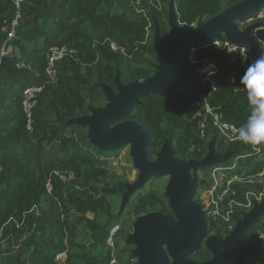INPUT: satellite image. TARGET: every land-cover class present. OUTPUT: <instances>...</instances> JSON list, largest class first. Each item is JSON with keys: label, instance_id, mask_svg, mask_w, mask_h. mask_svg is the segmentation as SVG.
I'll list each match as a JSON object with an SVG mask.
<instances>
[{"label": "trees", "instance_id": "16d2710c", "mask_svg": "<svg viewBox=\"0 0 264 264\" xmlns=\"http://www.w3.org/2000/svg\"><path fill=\"white\" fill-rule=\"evenodd\" d=\"M119 1L122 9L113 11L111 4L115 0H22L15 36L7 40L6 33L16 9L13 0H0V48L5 43L13 52L0 57L2 97L10 98L5 105H0V264L109 263L111 254L106 248V236L110 227L116 223L114 217L117 216L112 207L115 198H120L125 191L124 184L127 181L103 167L88 150L76 149L71 144L73 132L85 127L66 126L64 123L72 117L89 113L88 105H103L105 97L100 84L106 83L116 89L114 76L117 69L123 83L151 76L156 71L152 47L154 19L159 23L162 37L170 30L167 20L169 0H159L161 9L144 3V10L141 13L135 11L131 17L127 16L132 8L130 0ZM172 1L178 22L192 26L219 14L237 0ZM50 20L57 21V24L48 26ZM69 21H74L79 26L68 31L66 24ZM83 24L89 25L93 34L83 33L80 29ZM65 32V40L58 39L59 34ZM256 34L264 49V28H259ZM39 40L41 45L38 44ZM50 40L55 41L50 43ZM111 40L123 47L127 54L139 49L143 57H132L125 64L126 56L109 47L108 41ZM51 44L69 45L76 50V57L66 58L58 64L56 83L60 90L45 103L44 109L40 103L46 89L41 94L34 112L32 134L39 132L38 148L45 144L50 145L51 149V143L56 140L64 147L58 152L50 150L56 154L57 159L54 154L34 156L31 159L28 155L30 138L24 128L25 116L20 106L21 89H16V82L22 78L17 74L19 69L16 63L24 61L29 64L30 69L20 70L30 73L29 84L44 82L46 60L43 52ZM205 52H209L219 66V72L212 76L216 88L210 97L211 104L227 120L239 125L246 123L252 106L248 103L247 89L241 82V77L247 68L241 69L236 75V85L232 86L229 79L238 72L239 55L236 52H218L213 46L199 51L198 55ZM181 62L184 64V57ZM195 97V93L190 95L191 106L185 103L176 106L173 97L150 94L141 98L142 103L136 104L125 120H134L149 130L153 150H159L165 139H168L175 156L199 160L207 152L208 141L197 136L196 122L190 119L196 110ZM220 143L217 138L216 150ZM86 145L99 150L89 141ZM230 149L235 155L237 152H244L247 147L245 144L232 143ZM99 151L100 153L96 152L98 157L106 153ZM70 154L76 155L80 160L68 165L75 171L74 184L78 187L74 186L64 195L59 190L55 191L56 199L53 200L45 191L44 176L36 173L34 164L49 160V167L61 165L53 164V160L61 163L60 159H66ZM239 166L247 173H255L264 167V155L250 157L245 163L240 162ZM205 186L209 187V182ZM133 198L135 204L131 209L135 217L153 210L173 214L168 199L152 187L138 190ZM87 214L92 217L89 218ZM234 217L236 220L241 217L239 211ZM72 221L76 222L80 231L72 227ZM213 230L216 233L223 231L210 223L208 233ZM259 231L264 232V216L259 223L254 224L238 246L256 250ZM23 235L25 236L21 241ZM3 241L7 242L5 249L2 248ZM17 241L21 243L13 252ZM61 254H65V257L56 259ZM129 254L132 255L131 250ZM209 257L210 253L202 245L192 255V259L199 262ZM229 264H264V258L246 254L243 263H240L233 256Z\"/></svg>", "mask_w": 264, "mask_h": 264}, {"label": "water", "instance_id": "95a60500", "mask_svg": "<svg viewBox=\"0 0 264 264\" xmlns=\"http://www.w3.org/2000/svg\"><path fill=\"white\" fill-rule=\"evenodd\" d=\"M262 7L264 0H237L205 22L186 26L178 22L173 1L169 0L167 20L170 30L166 36H161L159 23L154 19L152 47L156 71L151 76L123 83L117 69L114 76L116 90L106 83L100 84L104 105H88L89 113L72 117L64 123L66 126L87 127L89 143L100 150L107 152L128 145L132 165L138 173L133 182L124 184L118 214L152 177L167 176L163 195L168 199L173 214L150 211L135 218L126 243L133 246L131 253L138 259L136 264H228L229 254L239 256L240 260L244 254L259 257L257 251L238 245L264 216V199L254 201L248 211H241V218L224 237L216 234L206 236L208 224L201 204L194 200L197 188L206 184L205 179L199 178L198 171L215 163H225L234 151H216V137H212L207 142L204 157L199 160L181 159L175 156L168 139L159 150H153L149 130L125 118L136 104L142 103L141 98L150 94L173 97L176 106L182 103L192 105L190 95L199 91L196 87L199 83L197 73L181 62L188 45L225 37L234 43L247 45L254 61L264 56L261 44L252 33L253 28L263 24L254 23L243 29H239L237 24ZM202 244L212 257L198 262L190 256L195 255Z\"/></svg>", "mask_w": 264, "mask_h": 264}, {"label": "built area", "instance_id": "2783aa9c", "mask_svg": "<svg viewBox=\"0 0 264 264\" xmlns=\"http://www.w3.org/2000/svg\"><path fill=\"white\" fill-rule=\"evenodd\" d=\"M21 1L22 0H13V5L16 10L14 12L13 18L10 20V24L6 33L7 40L15 36L16 27L19 23L18 20L21 16L19 11ZM144 3H146L147 6H152V8L161 9V3L159 0H130V5L132 7L131 9L136 11V13H141V11L144 10V8H142ZM254 23L263 24L262 26L253 28L252 30L253 36L259 41L256 31L259 28H264V7H262L254 15L237 21L239 29ZM108 43L109 47L113 51L127 55L125 49L121 46H118L116 42L111 40L108 41ZM209 46H213L218 52H236L239 55L238 72L232 75L229 79V82L232 86L236 85V75L239 74L241 69H246L249 65L254 64L256 61L252 60L247 45L234 43L225 37H222L221 39L214 38L209 41L200 42L199 44H191L187 46L183 62L188 66L189 69L197 73V80L199 83V91L195 93L196 97L194 105L196 106V110L190 116V119H193L196 122L195 131L197 136L200 139L206 140V138L210 135V138L208 139L209 141L215 136L214 134L217 133L220 139L219 143L223 140L227 144L239 143L241 145L245 144L247 147L244 152H237L235 155L232 154V157L225 163L216 164L212 173V178L210 177L209 187L206 188L205 186L208 182L203 185V193L206 195L200 204L202 206L208 227L210 223L214 225L220 224L224 230L228 232L229 230L233 229L236 223H234L232 220L235 207L234 201L231 199V197L234 195V193H236V184L241 180V177L245 172L244 170H241L239 164L241 161L245 163L250 157H260L261 155H264V151L257 153L255 151L256 146L244 142L239 135V130L242 126L227 120L223 113L217 110L216 107L211 104L210 97L216 88L212 76L219 72V66L216 61L209 56L208 53L198 55L199 51L204 50ZM8 54H13V52L11 51L10 47H7L4 43L0 48V57ZM262 54L264 55L263 48ZM44 56L46 60V65L44 68L45 81L38 84H28L23 86L21 89L20 106L25 116L24 128L28 134H32L34 132V112L39 105L41 94L45 90L47 84L57 81L59 73L58 64L66 58H75L76 50L66 44H51L45 50ZM211 66L214 68V72ZM16 67L21 70L30 69V66L24 61L17 62ZM220 146L221 143L219 148ZM230 160L232 163L227 165L226 163ZM263 174L264 167L261 169L258 175L260 176ZM51 175L59 182L66 183L75 178V171L72 168H64L62 170H53ZM260 184V189L251 197H248L249 192H246V196L243 192L241 193L243 196L241 201V206L243 209L245 206L251 208L254 201L260 202L264 199V182H261ZM44 187L46 193L49 196H53L55 198L53 181L51 177L47 179L45 178ZM121 225L122 224H120V222L114 223L110 227L106 236V248L110 250L111 254L108 264H122L120 263L121 260L124 261L123 264H136L138 261L137 257L130 255L129 252H115L116 239L122 233ZM257 240L259 241V244L263 245L264 247V232L259 231L257 233Z\"/></svg>", "mask_w": 264, "mask_h": 264}, {"label": "rangeland", "instance_id": "374dc122", "mask_svg": "<svg viewBox=\"0 0 264 264\" xmlns=\"http://www.w3.org/2000/svg\"><path fill=\"white\" fill-rule=\"evenodd\" d=\"M115 1L116 2H113L111 4V9L113 11H120L122 9V6H120L121 2L119 0H115ZM134 12L135 11L133 9H130V11L127 12V16L131 17ZM55 24H57V21H55V20H50L48 22V26H53ZM66 25H67L68 31H72L73 29H75L76 27L79 26V24H76L74 21H69V22H67ZM241 27H244V26H241ZM80 29L83 33H86L89 35L93 34V29L89 25H86V24L80 25ZM66 36H67L66 32L60 33L58 39L64 41ZM54 41L55 40H50V43H52ZM38 44L41 45V40L38 41ZM205 53H208L210 56L209 52H205ZM185 54L186 53L184 51L181 57H185ZM124 56H126L125 64H127V60H129L132 57H134L136 59H140L143 57L142 52L139 49H135L132 54H127ZM206 57L209 58L208 56H206ZM17 74L27 76L30 73L29 72L26 73L25 71L18 70ZM27 78H29L31 80V77L28 76ZM29 79H27V80H29ZM25 84H27L26 80L24 78H21L18 82H16V89L21 88ZM198 86L196 85L197 88H198ZM45 89H46L45 93H44V95L41 99V103H40L41 107L43 106V109H44L45 103H47L52 97H54V95L57 94L60 90V88H58V85L55 81L47 84ZM2 93H3V90L0 88V104L3 103V99H4L2 97ZM84 95L87 96V93L84 92ZM244 124L245 123L241 124V126H243ZM38 134H39V132H36L32 136H28L30 138V139H28V147H29L28 148V155L31 157V159L34 156H41V155H45V154L46 155H51V154L53 155L54 152H56V151L58 152V151L62 150V148L64 147L60 141L56 140V141H53V143H51L53 149H52V147L50 149V145H45V144L42 145L41 148H38L37 147V145H38L37 144ZM72 137H73V139H72L71 144H74L76 149H79L82 151L88 150L90 155H92L94 157V159L100 161L101 164L104 165L103 167L117 173V175L119 176L120 179H123V180L125 179V181H127V182H133L136 179L138 171L132 165V160H131V157L129 155L128 145L120 148L121 150L120 149L112 150L110 152L104 153L102 157H98L97 154L100 153V151H99L100 149L97 147L99 150H94L91 146L90 147L91 151H90L89 146L86 145L87 141H89L87 138V129L86 128L84 130L83 129H76L73 132ZM215 137H216V139L218 138V140H220L219 135L217 133L215 134ZM209 138H210V135L206 138V141H208ZM231 145L232 144H227L225 141L222 140L221 146L218 149V152L225 153L227 151H231V149H230ZM50 150H53L54 152L50 151ZM221 151H225V152H221ZM96 152H98V153H96ZM104 156H107V157H104ZM54 157L56 158V154H54ZM231 157H232V155L226 161H228ZM58 159H59V157H58ZM60 160H62V161H60L61 163H58L57 160H53L54 161L53 164H61V165H53V166L49 167L48 166L49 160H46V161H42L41 163L34 164V166H35L36 173L38 175H43L44 180H45V178L47 179V178L51 177V179L53 181L54 192L59 190L60 193L62 195H64L69 190H71L74 186L78 187L77 184L76 185L74 184L75 178L69 182L62 183V182H59L58 180L54 179L52 177L51 173L53 170H62L64 168H72L68 165H70V163L73 161L79 162L80 160L74 154H70V155H68V157L66 159H60ZM33 162L35 163V161H33ZM231 163H232V161L230 160L226 164L229 165ZM216 164H221V163H215V164L209 165V166L205 167L204 169L198 171L199 178L205 179L206 183L209 182L210 177L212 178V173L215 169ZM260 171L261 170L255 172V173H251V174L247 173V171H245L241 177V180L236 184L237 185V191L231 197V199L234 201V207H235V208L233 207L234 213H233V217H232V220L234 223L236 222V218L234 216H235V213L237 211H239V213H240L241 210L245 211V210L250 209V207H248V206L247 207L245 206L244 209L242 208L241 201L243 199V196L241 195V193L243 192L246 196V192H249L248 197H251V196H253L254 193H257V191L260 189V185H261L260 183L264 182V174L260 175V176L258 175ZM209 175H211V176L209 177ZM166 183H167V176L152 177V179L150 181H148L140 189H142V188L148 189V188L152 187V189L154 188V189L159 190L160 192L163 193ZM203 191H204V187H203V185H200L196 190L194 200L196 199L197 202L202 203V201L204 200L205 195H206L203 193ZM48 197L55 200V198L53 196L48 195ZM132 198H131L130 202L128 203V205L125 207L124 211L122 212L123 214L121 216H120V214H118V209H119V205L121 202V197L115 198V202H114L113 207H112L114 209V211H116L115 213L117 214V216L115 215L114 220H116V222H120V224H122L121 225L122 233L116 239L117 241H116L115 252L123 251L126 253V252H129L130 250H132V248H133V246L127 245V243H126L127 235L130 233L129 231L132 228V224H133L135 218L137 217V216L135 217L134 214L132 213L131 208L135 204V198H133V199ZM87 216L89 218L92 217L91 214H87ZM216 226H219L220 229H224L222 227V225H220V224H218ZM72 227H75L76 230L80 231V228L76 224L75 221H72ZM213 232H214V230L211 231V233H213ZM85 234H88V232H85ZM208 235H211V234H208ZM24 236L25 235H23L21 237V241L23 240ZM6 243H7L6 241L2 242V248L3 249H5ZM20 243H21L20 241H17V244L15 245L14 249H12L13 252H15L19 248ZM256 251H258L261 254V257L264 258V247H263V245L259 244ZM64 257H65V254H62V255H59L58 257H56V259H62ZM190 258H192V256H190ZM120 263L123 264L124 261L121 260Z\"/></svg>", "mask_w": 264, "mask_h": 264}, {"label": "clouds", "instance_id": "9594fccd", "mask_svg": "<svg viewBox=\"0 0 264 264\" xmlns=\"http://www.w3.org/2000/svg\"><path fill=\"white\" fill-rule=\"evenodd\" d=\"M241 82L247 89L252 111L247 122L240 128L239 135L244 142L256 146L255 151L260 153L264 151V56L247 67Z\"/></svg>", "mask_w": 264, "mask_h": 264}, {"label": "flooded vegetation", "instance_id": "af4514ba", "mask_svg": "<svg viewBox=\"0 0 264 264\" xmlns=\"http://www.w3.org/2000/svg\"><path fill=\"white\" fill-rule=\"evenodd\" d=\"M115 88H116V87H115ZM113 89H114V88H113ZM114 90H116V89H114ZM104 103H105V102H104ZM104 103H103V105H104ZM101 106H102V105H101ZM85 128L87 129V127H85ZM85 128H84V129H85ZM84 129H83V130H84ZM195 200H196V199H195ZM196 201H197V200H196ZM198 203H199V202H198ZM153 211H155V210H153ZM156 211H159V210H156ZM159 212H160V211H159ZM222 230L224 231V229H222ZM223 231H220V233H222V234H220L219 232H217V233H216V232H213V233H208V232H207V235H208V234H216V235H218V236H220V237H224V236L227 235V232L224 233ZM207 235H206V236H207ZM202 246H203V244H202ZM242 248H247V247H242ZM256 250H257V249H256ZM256 250H255V251H256ZM257 252H258V251H257ZM258 253H259V252H258ZM245 255H246V254L242 255V258H241V260H240L239 256H237V255H230V254H229V255H228V264H229L230 260L233 259V256L236 257L237 259H239L240 263H243V257H244ZM250 256H251V255H250ZM211 257H212V255L210 254V257L207 258L206 260L210 259ZM258 258H262L260 253H259V257H258ZM169 261H170V260H169ZM204 261H205V260H204ZM198 262H199V261H198Z\"/></svg>", "mask_w": 264, "mask_h": 264}, {"label": "crops", "instance_id": "0c3cea01", "mask_svg": "<svg viewBox=\"0 0 264 264\" xmlns=\"http://www.w3.org/2000/svg\"><path fill=\"white\" fill-rule=\"evenodd\" d=\"M28 64V63H27ZM29 65V64H28ZM19 70H21V69H19ZM19 76H21L22 78H24L25 80H26V82H27V84H25V85H28L29 83H30V79L29 78H27L28 76L30 77V75H28V76H24V75H19ZM27 79H29V80H27ZM25 85H23V86H25ZM23 86L20 88V89H22L23 88ZM15 93V92H14ZM15 94H17V93H15ZM9 97L8 98H4L3 99V103L2 104H0V105H5L8 101H9ZM27 135H29V136H32L33 134H28L27 133ZM248 211V210H247ZM240 213H241V211H240ZM240 216H241V214H240ZM241 218V217H240ZM239 218V219H240ZM262 218V217H261ZM261 218H260V220H261ZM239 219H237V220H239ZM237 220H236V222H237ZM62 255V254H61Z\"/></svg>", "mask_w": 264, "mask_h": 264}]
</instances>
